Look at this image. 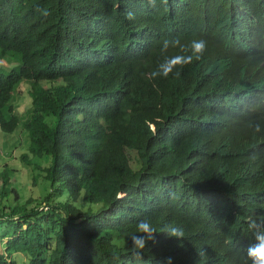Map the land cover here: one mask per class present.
Segmentation results:
<instances>
[{
  "label": "trees",
  "instance_id": "obj_1",
  "mask_svg": "<svg viewBox=\"0 0 264 264\" xmlns=\"http://www.w3.org/2000/svg\"><path fill=\"white\" fill-rule=\"evenodd\" d=\"M201 37L199 58L151 76L172 38ZM20 130L28 163L51 155L34 162L50 186L22 194L0 165V264H252L264 0H0V149ZM143 217L156 232L136 254Z\"/></svg>",
  "mask_w": 264,
  "mask_h": 264
},
{
  "label": "clouds",
  "instance_id": "obj_2",
  "mask_svg": "<svg viewBox=\"0 0 264 264\" xmlns=\"http://www.w3.org/2000/svg\"><path fill=\"white\" fill-rule=\"evenodd\" d=\"M40 14L47 16L48 9L40 8ZM131 15V13H129ZM169 41L165 40L163 46L168 47ZM171 45L177 50L173 54H165L163 58L151 70V76H167L173 71L177 65L187 64L193 61L194 58H199L206 48V40L204 38H191L189 40L181 41L179 38H172ZM255 127L259 129L260 125ZM135 231L129 234L131 241L130 246L132 250L139 254V250L144 248L147 240L154 238L153 234L156 232L155 227L147 217L140 218L136 221ZM249 231L253 234L254 240L248 244L246 248V255L252 261V264H264V218H253L248 224ZM168 234L181 236L182 229L179 226L166 224L161 228ZM171 257H169V260Z\"/></svg>",
  "mask_w": 264,
  "mask_h": 264
},
{
  "label": "rangeland",
  "instance_id": "obj_3",
  "mask_svg": "<svg viewBox=\"0 0 264 264\" xmlns=\"http://www.w3.org/2000/svg\"><path fill=\"white\" fill-rule=\"evenodd\" d=\"M13 64H15L14 61L10 62V65H13ZM22 84H24V82H22ZM21 87L23 88V89H20L21 96H16L15 101H14L15 104L13 103V105L15 109L18 111L17 113L21 114V116L25 118L27 116V112H29L28 106L30 104L29 103L30 98L27 97L26 86L22 85ZM0 141H2V135H0ZM5 143L7 144L3 145V148L9 149L11 152L7 153L8 155L7 158L0 159V165H4L8 161L9 164H11L17 169V172L15 171L12 173L11 179L13 180L16 178V176L18 177L16 182H19L18 187H19V191L22 194L24 193L25 195H28V196H31V194L32 195L34 194L35 196H38L39 191L43 188L49 187L50 183L45 179L46 172L40 171L37 168H35L38 166H34L35 165L34 162L42 166V168L46 169L51 164V160H50L51 155L44 154L39 157L36 156V158L30 156L31 161H32V158L34 161L32 162V164L28 163L27 160L21 157V153L29 147V140L27 139L23 130H20L19 133L17 132L14 135V137L9 138ZM3 148L1 147V149ZM135 153H136V150H133L132 154H135ZM37 172H41V177L38 182H34L32 179L33 178L32 175L36 174ZM64 198H69V194H64L62 196V199ZM85 206L88 207L89 204L86 203ZM94 208L98 209L99 205L98 204L95 205Z\"/></svg>",
  "mask_w": 264,
  "mask_h": 264
}]
</instances>
